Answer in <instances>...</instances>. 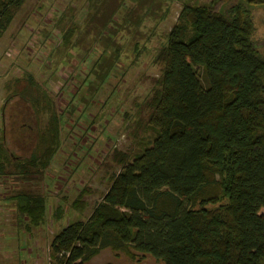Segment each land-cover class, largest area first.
<instances>
[{"label": "trees", "instance_id": "obj_1", "mask_svg": "<svg viewBox=\"0 0 264 264\" xmlns=\"http://www.w3.org/2000/svg\"><path fill=\"white\" fill-rule=\"evenodd\" d=\"M25 1L0 0V32ZM261 6L238 0L225 13L183 3L157 58L164 68L149 104L154 136L110 176L87 219L54 236L53 264H90L105 249L158 264H264V55L253 14ZM50 119L26 167L3 137L0 170L10 162L22 174L47 169L61 142L57 116ZM33 196L12 198L38 224L44 198Z\"/></svg>", "mask_w": 264, "mask_h": 264}, {"label": "rangeland", "instance_id": "obj_2", "mask_svg": "<svg viewBox=\"0 0 264 264\" xmlns=\"http://www.w3.org/2000/svg\"><path fill=\"white\" fill-rule=\"evenodd\" d=\"M186 2L227 13L238 0H26L0 32V144L5 136L11 159L27 165L53 115L61 141L48 169L0 170V264H53L54 236L86 220L110 176L154 136L157 58ZM253 14L264 55V6ZM82 189L87 206L78 212ZM24 191L44 198L38 224L12 198ZM90 264L158 263L105 249Z\"/></svg>", "mask_w": 264, "mask_h": 264}, {"label": "crops", "instance_id": "obj_3", "mask_svg": "<svg viewBox=\"0 0 264 264\" xmlns=\"http://www.w3.org/2000/svg\"><path fill=\"white\" fill-rule=\"evenodd\" d=\"M54 158V157H53ZM51 164V163H50ZM50 166V165H49ZM49 166L47 167V169L49 168Z\"/></svg>", "mask_w": 264, "mask_h": 264}]
</instances>
